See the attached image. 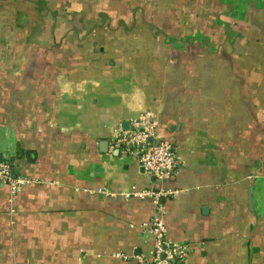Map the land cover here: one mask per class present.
<instances>
[{"label": "crops", "instance_id": "1", "mask_svg": "<svg viewBox=\"0 0 264 264\" xmlns=\"http://www.w3.org/2000/svg\"><path fill=\"white\" fill-rule=\"evenodd\" d=\"M42 1L0 0V157L30 180L0 184V264L150 260L158 206L187 264H264V0ZM56 21L97 38L43 71L29 43L59 44ZM145 113L177 162L163 181L115 147Z\"/></svg>", "mask_w": 264, "mask_h": 264}, {"label": "built area", "instance_id": "2", "mask_svg": "<svg viewBox=\"0 0 264 264\" xmlns=\"http://www.w3.org/2000/svg\"><path fill=\"white\" fill-rule=\"evenodd\" d=\"M115 147L119 150L124 147L125 154L136 157L140 166L146 173L159 181L172 177L177 167L175 155L169 142L157 138L155 122L150 113L140 115L132 122L128 131H118ZM30 180L16 176L6 159H0V184L6 185L11 192L16 193L22 185ZM173 194L168 189L156 191H132L130 195L135 198H151L155 202ZM162 209L158 206L157 217L149 227L153 238V249L150 260L139 258V264H187L188 248L184 244L170 242L166 239L165 228L161 219Z\"/></svg>", "mask_w": 264, "mask_h": 264}, {"label": "trees", "instance_id": "3", "mask_svg": "<svg viewBox=\"0 0 264 264\" xmlns=\"http://www.w3.org/2000/svg\"><path fill=\"white\" fill-rule=\"evenodd\" d=\"M55 1V0H54ZM54 1H42L37 3L39 6L40 4H43V7H45L46 10V6L49 4V8L52 10V8H60V6L62 5H69L67 3L66 0H56L59 1L58 5H55ZM47 12H51L46 10ZM40 16H35L33 18H29L28 19V23H29V32L28 34V40H35L37 34H41L42 32H40L39 27H35L36 26V21H38V19H40ZM58 18H65V16H53V15H45L44 16V22L45 21H51V20H56ZM46 23V22H45ZM35 25V26H33ZM45 35L47 36L46 39H50V40H54V35L51 31H44ZM52 34V35H51ZM74 33H72V36L70 38L63 37L64 39H61L60 43L58 44H54V45H48L47 43L43 44V47H38V49L36 47H34V45L32 43H29V50L28 51H32V50H36L35 53H37L38 55H42L44 57V64L42 65L43 67V71H47L50 69L53 59L57 58V60H59L60 62H63L60 65L61 69L67 68L68 67V62L70 61V59H80L83 56H87V50L84 49L81 46V43H83L82 39H78L76 38V35H73ZM114 33H108L107 35H105V37L103 39L106 40H112ZM116 38V37H114ZM113 38V39H114ZM118 38V37H117ZM45 39V38H44ZM45 39V40H46ZM84 40V39H83ZM30 42V41H29ZM80 44V45H79ZM36 48V49H35ZM33 53V54H35ZM91 57L95 58H101L102 54L99 52V50L97 51L96 49H93L92 53L90 54ZM67 66V67H66ZM70 67H75L74 65H69ZM77 66V64H76ZM119 152L121 154H125L124 152V147H120ZM26 153H24V151L18 147V151H17V157L14 160H19V158L21 156L24 157ZM6 162L10 165V167L12 168V162L10 160H6ZM13 172V169H12Z\"/></svg>", "mask_w": 264, "mask_h": 264}, {"label": "rangeland", "instance_id": "4", "mask_svg": "<svg viewBox=\"0 0 264 264\" xmlns=\"http://www.w3.org/2000/svg\"><path fill=\"white\" fill-rule=\"evenodd\" d=\"M56 22H58L56 24ZM53 23L54 25V28L53 30L51 29V27L48 29V31H52L53 35H54V39L56 41H59L61 39H64L63 37H66L67 38H70L72 36V33H74L73 35H76V38L77 40L78 39H90V37L92 39H96L97 37H92L94 33H91L90 35L87 33V31H81V30H78V29H74V30H71L72 27L74 26H71L72 23H67L66 21L65 22H62V21H56ZM78 25V24H76ZM71 30V31H70ZM41 35V34H40ZM52 35V34H51Z\"/></svg>", "mask_w": 264, "mask_h": 264}, {"label": "water", "instance_id": "5", "mask_svg": "<svg viewBox=\"0 0 264 264\" xmlns=\"http://www.w3.org/2000/svg\"><path fill=\"white\" fill-rule=\"evenodd\" d=\"M107 148H108V143L107 141H101L99 142V151L102 152V153H105L107 151ZM1 159V157H0ZM162 199L159 200V202H161Z\"/></svg>", "mask_w": 264, "mask_h": 264}]
</instances>
